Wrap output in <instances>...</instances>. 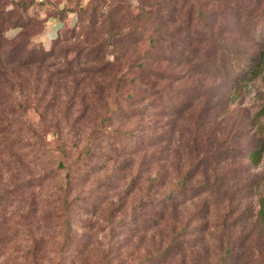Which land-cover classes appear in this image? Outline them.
Instances as JSON below:
<instances>
[{
    "label": "rangeland",
    "instance_id": "rangeland-1",
    "mask_svg": "<svg viewBox=\"0 0 264 264\" xmlns=\"http://www.w3.org/2000/svg\"><path fill=\"white\" fill-rule=\"evenodd\" d=\"M144 2L145 9L150 10V1ZM30 3L31 0H0V10L12 22L35 24L30 25V33L39 28L44 31L48 17L63 7L72 11L74 22L66 21L68 17L62 20L58 32L60 43L49 60L50 70L42 68L37 72L36 67H28L19 71L24 82L31 76L28 82L37 86L33 96H38L39 102L33 100L28 86L20 94L15 93L24 107L18 110L12 107L10 120L18 125L19 131L11 138L21 140L25 147L19 151L17 162L8 164L5 150L0 146V191L6 193L4 207L0 208V234L11 229L17 231L6 242L7 255L0 256V264H101L100 257L108 252L120 254L112 258L119 264L142 262L147 240L152 236L146 234L148 222L145 221L149 216V199L154 196L149 195L148 189L149 156L152 152L161 154L162 163L172 172L162 190L175 189L176 171L186 170L193 160L187 154L190 112L195 114V127L198 113L203 116L199 132L195 131V179L191 182L195 186L214 182L219 193L195 187L199 195L180 209L181 224L186 222L188 213L195 214L186 234L191 243L195 236V247L187 252L184 261L175 259L171 264H264V226L255 224L251 217L258 208V199L264 195V153L257 164L247 158L248 151L264 139V67L255 77L244 78H237L229 68L242 58L244 61L247 54L264 51V22L258 31L259 23L247 22L246 12L243 21L232 16L222 19L218 14L216 22H212L216 25L211 34L212 40L219 44L215 46L218 49L212 53L215 47H209L206 55L204 49L201 56L207 69L195 71L192 76L183 74L182 81L156 84L178 88L185 80L188 82L187 77L195 80V110L187 111L176 121L172 143L149 146L147 135L153 131L151 126L172 117L171 103L175 97L170 100L166 97L165 109L158 106L166 113L157 116L154 114L158 109L151 96L133 85L118 83L116 93L123 100L121 104L135 103L124 110L114 104L112 109L104 110L100 106L115 94L108 84L113 81L108 73L100 77L90 74L93 63L87 60L83 48L88 47L85 30L89 38L108 36L105 28L93 33L88 24L95 19L91 20L95 9L98 22L116 21L121 13H125L124 22H138L137 32L143 45L137 50L149 48V22H158L155 17L146 13L136 21L131 20L142 7L139 0ZM116 4L122 7L121 11L111 9ZM211 6L215 5L211 3ZM160 14L167 16L164 11ZM208 24L191 22L195 33L200 30L207 33ZM43 31L30 36L27 52L51 49L53 41L50 45L40 41ZM126 31L127 27L120 33ZM4 34L12 39L23 33L13 25ZM183 37L185 33L177 31L173 38ZM106 48L107 59L113 61V46ZM234 49L241 52V57L231 53ZM118 61L122 67L125 60ZM184 70L187 67L174 68L173 74ZM49 74L51 83L47 87ZM198 83L203 87L198 88ZM128 94L141 97L129 99ZM67 173L71 178L69 189L65 183ZM17 183H21L23 191L15 189ZM62 198L71 200V240L57 254L63 220ZM42 233L46 237L40 241L37 237ZM159 238V234H154L155 245Z\"/></svg>",
    "mask_w": 264,
    "mask_h": 264
},
{
    "label": "trees",
    "instance_id": "trees-1",
    "mask_svg": "<svg viewBox=\"0 0 264 264\" xmlns=\"http://www.w3.org/2000/svg\"><path fill=\"white\" fill-rule=\"evenodd\" d=\"M48 1L50 0H45L44 3ZM147 1H150V10H146L143 6L145 3L144 0H139L142 7L139 9L138 16L131 17V20L136 21L142 14L148 13L158 21L149 22V30L151 33V38L148 40L150 42L149 48L142 47V49H139L140 51L137 50L139 46L141 47L143 45L141 36L137 32L140 29V26L137 24L138 22H124L125 13H121L116 21L109 20L111 22H105L102 20L98 22V12L95 9L91 14V20L94 17L95 19L93 22H88V24L93 29V33H100L105 28L108 31V36L104 38H89L85 30L84 34L88 37V47H84L83 49H86L87 60L93 63L90 67V74L100 77L108 73L111 81H113L112 84H108L113 88L116 95L112 94L107 103L100 104V107L104 108V110L106 108L112 109V104L124 110L126 107L135 103L133 101L127 103V105L121 104L123 100L116 93L118 83L122 85H133L137 87L138 91H143L145 94L151 96L153 105L158 109L154 114L157 116H164L166 113L162 108H158L159 105L163 106L166 97L168 100L172 96L175 97L176 100L171 103L172 112L170 116L172 117L165 118V120L163 118L161 119L162 122L157 121L154 123L151 126V130L153 131L147 135L148 140H150L149 146L152 144L157 145L160 142H164V144L168 143L169 145L172 143L176 121L179 117L182 118L187 111L195 110V96H197L195 95V80H190V77H187L189 83L185 80V84L178 88H171L166 85L156 86V84H159L160 81H168L169 84L173 81H182L184 80L183 74L189 73L192 76L195 71L207 69L205 59L203 58L202 60L201 56L204 49L205 52L203 54L206 55L209 47L211 49V47L213 48L219 45L211 37L212 27L216 25V23L212 24V22H216L218 14H221L220 17H223L222 19L227 20L229 16H232L239 21H243V16L246 12L248 15L247 22H258L260 26L257 30L259 31L263 25L262 22H264V0H182L181 4L180 0ZM211 3L215 6H211ZM33 4L36 3L34 0H31L30 5ZM216 6L218 7L216 8ZM111 9L121 11L122 7L116 4ZM163 11L167 14L166 17L160 16V12ZM69 13H72V11H68L63 7L59 8L57 12H54L50 16H56L61 20H65ZM206 21L210 22L207 26V33L202 30L195 33V26L192 27L191 22L202 23ZM182 24H185V27ZM13 25L14 27H20L23 34L19 38L9 39L4 33ZM30 25L34 26L35 24L26 23L21 25L18 22H12L9 20V17L7 18L2 15V10H0V146H3L5 150V158L8 164L17 162L19 151L21 152L22 148L25 147L21 140L11 138L19 131L17 128L18 125L12 123L10 120V115L14 113L12 107L16 110L24 107L23 103L15 96V93L20 94L22 89L28 86L32 90L31 95L33 96L37 88L33 83L29 84L28 81L31 80V76L26 78V82L21 80L19 71L28 69V67H36L37 72L42 68L50 70L51 63L49 60L55 56L54 48L60 43L59 35L57 34L50 50L27 52L25 47L30 36L43 31V29L40 30L39 28L38 31L30 33L28 31L31 28ZM82 27H84V24ZM125 27H127V31L120 33ZM177 31L180 34L185 33L186 37L174 39L173 37ZM262 40L264 41V37H262ZM110 45L114 48L113 54L115 58L113 61L107 59L106 47H110ZM217 49L218 47H215L212 53H215ZM165 50L168 53L166 55ZM152 51L155 52L152 53ZM231 53L234 55L239 54L241 57V52L236 49L231 50ZM253 53L247 54L244 61L242 58L239 63L229 67L237 78H244L247 75L255 77L263 69L264 51L258 50L256 54L255 52ZM160 54H163V56H160ZM91 55L92 57L90 58ZM119 59L125 60L122 67L119 65ZM163 63L166 66H161ZM177 67H187V70L175 75L173 74V69ZM50 77L51 74L47 77V87H50ZM114 83H116L115 86ZM197 87L202 88L203 85L198 83ZM92 94L96 95V89L92 91ZM132 97L136 100L140 99L141 96L136 95L134 97L130 94L127 95L129 99ZM33 100L38 103L39 97L35 95L33 96ZM163 108L165 109V106ZM104 113L107 114V112ZM202 117V113L199 112L195 127V114L190 112L187 116V120L191 124V129H186L190 134L187 154L193 160L186 170L178 169L176 171L175 178L178 179L174 184L175 189L168 191L162 190L169 183V177L172 175V172L162 163L161 154L152 152L149 156L148 167L151 172L149 175L148 189L149 195L152 194L154 196L149 199V216L145 221L148 222L146 234L150 233L152 236H149L147 240L143 261L135 264H171L175 259L184 261L187 252L195 247V236L192 243L189 240L190 238L186 236L190 231L192 221H195V214L188 213L186 222L181 224V220H179L181 216L178 213L181 208H184L187 201H191L199 195L200 192L197 190L195 192V187L219 193V188L214 182L204 186H195V183L191 182L195 179V131L197 133L199 132ZM157 131L160 132L157 133ZM87 150H89V147ZM263 153L264 139H261L258 147L251 148L248 151L247 158L252 164H257L260 162ZM60 166L61 164L58 163V167ZM69 176V173H67L65 182L67 189L71 186V178ZM31 186L34 185H28L27 187ZM22 188L21 183L15 184L17 191H23ZM190 192H193L192 196H188ZM5 194V191H0V208L4 207L3 199ZM61 200L63 220L61 224V242L58 246L57 254L66 245H70L68 242L71 240L70 229L72 228V223H70L71 214H69L71 200L65 198ZM251 217H254L255 224L264 226V195L258 199V208L254 214L252 213ZM29 232L32 234L31 227H29ZM16 233V230L12 231L11 229L4 234H0V256L4 257L7 255L6 242ZM154 234L160 235L157 245L153 241ZM45 237V234L42 233L37 238L41 241ZM26 255L28 258L30 257V250L26 252ZM114 256H120V254L111 255L108 252L102 255L100 257L101 264H119L113 261L112 258ZM178 264L180 263L178 262Z\"/></svg>",
    "mask_w": 264,
    "mask_h": 264
},
{
    "label": "crops",
    "instance_id": "crops-1",
    "mask_svg": "<svg viewBox=\"0 0 264 264\" xmlns=\"http://www.w3.org/2000/svg\"><path fill=\"white\" fill-rule=\"evenodd\" d=\"M68 21V19H66ZM63 21L56 16H50L47 20L46 27L43 34L40 37L43 45H50L57 36L60 28L62 27Z\"/></svg>",
    "mask_w": 264,
    "mask_h": 264
},
{
    "label": "built area",
    "instance_id": "built-area-1",
    "mask_svg": "<svg viewBox=\"0 0 264 264\" xmlns=\"http://www.w3.org/2000/svg\"><path fill=\"white\" fill-rule=\"evenodd\" d=\"M36 4H40L42 2H44L45 0H34ZM60 7H62V5H60ZM74 14L73 13H69L68 15V22H74Z\"/></svg>",
    "mask_w": 264,
    "mask_h": 264
}]
</instances>
